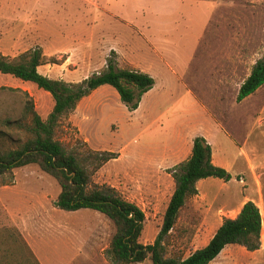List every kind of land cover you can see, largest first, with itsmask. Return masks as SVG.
Returning a JSON list of instances; mask_svg holds the SVG:
<instances>
[{"label": "rangeland", "instance_id": "obj_1", "mask_svg": "<svg viewBox=\"0 0 264 264\" xmlns=\"http://www.w3.org/2000/svg\"><path fill=\"white\" fill-rule=\"evenodd\" d=\"M36 49L44 59L39 71L70 84L102 72L110 59L154 77L137 110L103 85L60 118L55 135L89 165L92 154H116L93 180L145 212L143 244L159 236L175 191L173 173L203 136L213 162L232 179L198 181V193L164 238L166 257L187 258L205 247L252 200L263 217L260 248L228 245L210 264H264V86L238 101L264 58V0H0V52L18 61ZM2 86L18 89H0V140L14 148L29 137L7 124L23 116L22 91L45 120L55 100L0 71ZM14 173L13 183L0 185V228L17 227L41 264H112L107 250L115 226L106 215L58 208L61 187L37 164Z\"/></svg>", "mask_w": 264, "mask_h": 264}, {"label": "trees", "instance_id": "obj_2", "mask_svg": "<svg viewBox=\"0 0 264 264\" xmlns=\"http://www.w3.org/2000/svg\"><path fill=\"white\" fill-rule=\"evenodd\" d=\"M44 64L40 49L24 53L20 60H10L0 52V71L23 81L37 84L50 92L55 100L47 120L35 108L32 96L25 97L23 116L8 125L23 129L29 137L14 148L3 147L0 140V185L13 183L15 169L37 164L54 177L61 187L56 206L65 211L92 209L106 215L115 226V233L107 250L112 264H136L149 257L153 264H210L232 244H240L250 251L261 246L263 217L259 206L247 201L236 218H227L210 242L187 258L166 257L164 238L175 227L187 201L198 193L197 183L215 177L229 181L232 174L213 162L211 144L203 136L194 139L191 157L173 173L175 191L168 204L162 230L154 244L140 241L146 220L145 212L134 202L124 198L114 187L94 182V174L103 164L116 157L114 152L92 154L90 165L82 162L57 140L56 126L63 116L74 111L79 102L103 85L114 87L122 102L131 110L139 108L143 96L155 85L149 73L138 69L119 68L112 59L102 72L84 81L70 84L53 79L39 71ZM264 86V58L254 65L242 84L241 102ZM0 89L18 90L2 86ZM86 161V160H85ZM92 165V166H91ZM0 264H41L33 248L17 227L0 228Z\"/></svg>", "mask_w": 264, "mask_h": 264}, {"label": "crops", "instance_id": "obj_3", "mask_svg": "<svg viewBox=\"0 0 264 264\" xmlns=\"http://www.w3.org/2000/svg\"><path fill=\"white\" fill-rule=\"evenodd\" d=\"M30 245H31V247L33 248V246H32V244L31 243H29ZM33 250H34V248H33Z\"/></svg>", "mask_w": 264, "mask_h": 264}]
</instances>
